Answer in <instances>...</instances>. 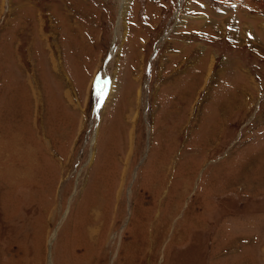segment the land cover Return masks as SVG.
Returning <instances> with one entry per match:
<instances>
[{
	"label": "rangeland",
	"instance_id": "obj_1",
	"mask_svg": "<svg viewBox=\"0 0 264 264\" xmlns=\"http://www.w3.org/2000/svg\"><path fill=\"white\" fill-rule=\"evenodd\" d=\"M0 264H264V0H0Z\"/></svg>",
	"mask_w": 264,
	"mask_h": 264
},
{
	"label": "bare ground",
	"instance_id": "obj_2",
	"mask_svg": "<svg viewBox=\"0 0 264 264\" xmlns=\"http://www.w3.org/2000/svg\"><path fill=\"white\" fill-rule=\"evenodd\" d=\"M124 1L125 0H121V2H123L124 3ZM181 2H183V0H181ZM179 18V17H178ZM116 88H117V81H116V79H115V83L113 84V86H112V88H111V90L109 91V93H108V96H109V99H108V102H110V100L112 99L111 97L114 95V93L116 92ZM132 111V110H131ZM131 113V112H130ZM129 113V114H130ZM128 117H130V116H128ZM117 198V197H116ZM91 212V215H92V217H93V219H94V222L93 223H91L92 225L91 226H89V234H90V236L93 238L96 234H98V230H96V227H95V222H98V220H99V217H100V214H99V212L97 211V209H96V207L95 208H93V211H90ZM115 219V218H114ZM52 253V252H51Z\"/></svg>",
	"mask_w": 264,
	"mask_h": 264
}]
</instances>
